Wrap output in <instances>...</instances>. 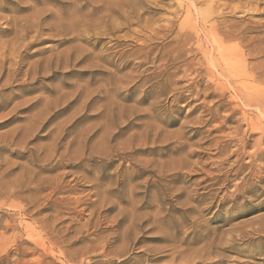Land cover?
Listing matches in <instances>:
<instances>
[{"label": "rangeland", "instance_id": "obj_1", "mask_svg": "<svg viewBox=\"0 0 264 264\" xmlns=\"http://www.w3.org/2000/svg\"><path fill=\"white\" fill-rule=\"evenodd\" d=\"M263 126L264 0H0V264H264Z\"/></svg>", "mask_w": 264, "mask_h": 264}, {"label": "bare ground", "instance_id": "obj_2", "mask_svg": "<svg viewBox=\"0 0 264 264\" xmlns=\"http://www.w3.org/2000/svg\"><path fill=\"white\" fill-rule=\"evenodd\" d=\"M208 13V12H207ZM199 15V14H198ZM200 17V16H199ZM203 17V16H202ZM204 18V17H203ZM207 18V17H206ZM201 21V20H200ZM204 21H207V19L205 20L204 18ZM205 23V22H203ZM223 26V25H222ZM189 27V26H188ZM216 29V28H215ZM217 31V30H216ZM207 32V31H206ZM246 33V32H245ZM211 36L213 37V35L215 36L216 35V32H211ZM244 36V35H243ZM228 39H230L231 41L233 39H236V35H233L232 33H230L228 35ZM237 40H240V39H237ZM189 43V42H188ZM20 44V43H19ZM211 44V43H210ZM8 45V44H7ZM238 45H243L242 41H240L238 43ZM218 48V47H217ZM220 48V47H219ZM228 48H222L220 50V52L218 51L217 53H219L218 55H216V66L220 67L221 65V61L225 55V51H227ZM232 50V49H231ZM258 51V50H257ZM250 53V51H249ZM252 54V53H251ZM196 64V63H195ZM214 69V68H213ZM226 78V77H225ZM235 86H241L242 83H239L238 81L236 83H234ZM257 86V85H256ZM253 89V88H251ZM259 124V123H258ZM256 126V125H255ZM261 127V126H260ZM264 127V126H263ZM258 129V128H257ZM256 129V130H257ZM250 131V130H249ZM252 131V130H251ZM259 132V131H258ZM264 132V131H263ZM236 133V132H234ZM237 135V134H236ZM233 141H235V150L233 151V155L234 157H236V160H235V163L237 164V162H239L241 160V158H247L248 160L239 165L235 171V175H238L240 174L243 170L245 169H248L246 175L247 176H250V177H253L254 179L258 178L257 177V173L258 171L260 170V165L259 164H256L255 162L257 160H263L262 158V151L258 148L254 149L253 151L251 152H246V148H247V142L244 140V139H236L234 137ZM260 141V138L257 140V142ZM260 144V143H259ZM261 158V159H260ZM250 180V179H248ZM247 179L245 178H242L241 181L239 182V185H241L243 188V190H247V188H245V186H248L246 185L247 184ZM1 228V227H0ZM31 233V232H30ZM32 236V235H31ZM46 238V237H45ZM13 242V241H12ZM3 244V243H2ZM11 244V243H10ZM52 244V243H51ZM53 246V245H52ZM2 247V246H1ZM51 247V246H50ZM55 248V247H54ZM104 253V251H102ZM61 258V257H60ZM65 261V260H64ZM68 262V261H67Z\"/></svg>", "mask_w": 264, "mask_h": 264}]
</instances>
